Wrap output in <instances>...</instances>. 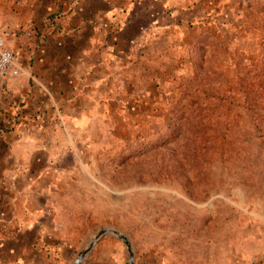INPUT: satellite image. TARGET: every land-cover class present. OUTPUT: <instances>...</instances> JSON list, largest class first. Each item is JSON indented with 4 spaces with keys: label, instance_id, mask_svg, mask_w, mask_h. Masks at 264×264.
I'll return each instance as SVG.
<instances>
[{
    "label": "rangeland",
    "instance_id": "obj_1",
    "mask_svg": "<svg viewBox=\"0 0 264 264\" xmlns=\"http://www.w3.org/2000/svg\"><path fill=\"white\" fill-rule=\"evenodd\" d=\"M107 2L95 22L107 81L79 121L57 109L70 140L23 172L51 182L47 240L0 248V264H74L104 227L137 264H264V0ZM129 260L106 234L83 264Z\"/></svg>",
    "mask_w": 264,
    "mask_h": 264
},
{
    "label": "crops",
    "instance_id": "obj_2",
    "mask_svg": "<svg viewBox=\"0 0 264 264\" xmlns=\"http://www.w3.org/2000/svg\"><path fill=\"white\" fill-rule=\"evenodd\" d=\"M107 1L0 0V35L20 70L0 80V248L10 256L40 249L47 240L41 236L50 210L44 187L51 182L23 172L45 170L49 154L63 151L70 140L69 127L58 128L57 109L67 111V123L79 121L98 83L107 81L95 29L106 21Z\"/></svg>",
    "mask_w": 264,
    "mask_h": 264
},
{
    "label": "built area",
    "instance_id": "obj_3",
    "mask_svg": "<svg viewBox=\"0 0 264 264\" xmlns=\"http://www.w3.org/2000/svg\"><path fill=\"white\" fill-rule=\"evenodd\" d=\"M20 75V70L13 50L6 37L0 35V80Z\"/></svg>",
    "mask_w": 264,
    "mask_h": 264
},
{
    "label": "trees",
    "instance_id": "obj_4",
    "mask_svg": "<svg viewBox=\"0 0 264 264\" xmlns=\"http://www.w3.org/2000/svg\"><path fill=\"white\" fill-rule=\"evenodd\" d=\"M254 25H256L255 26V31H258V32H260V34H262V35H264V13H262V14H259L258 16H257V18H256V22H255V24ZM264 39V38H263ZM255 67L257 68V70H258V73H257V75L255 76V78H256V80H257V84L255 85L256 86V89L257 88H260V89H262V90H264V74H262L263 73V71H264V62H257L256 63V65H255ZM250 89H252V90H245L246 92L247 91H250V92H248V93H246V92H244V94L246 95L245 96V100L246 101H248L249 100V98L251 97V95H252V92L254 93V91H253V88H251V87H249ZM255 96V95H254ZM253 98V101L255 100V97H252ZM247 107H248V109L249 110H253V109H257V104H256V102H253V103H249V102H247V105H246ZM178 126H179V124H176L175 125V128L174 129H177L178 128ZM171 128H173V126H171ZM170 137H173V135L172 134H170L169 135Z\"/></svg>",
    "mask_w": 264,
    "mask_h": 264
},
{
    "label": "water",
    "instance_id": "obj_5",
    "mask_svg": "<svg viewBox=\"0 0 264 264\" xmlns=\"http://www.w3.org/2000/svg\"><path fill=\"white\" fill-rule=\"evenodd\" d=\"M106 234H109L111 236L114 235V236L118 237L120 240H122L124 242L125 246L127 247L128 252L130 254L129 264H137V263H135V253H134V251L132 249V245H131L130 241L127 239V237H125L124 235H122L120 232H118L116 230L110 229L109 227H104L103 229H101L97 233L95 238L89 244L88 248H86V250L83 251L79 255V257L77 258V260L75 261L74 264H83L85 259H86V256L92 250V248L95 245V243L97 242V240Z\"/></svg>",
    "mask_w": 264,
    "mask_h": 264
}]
</instances>
